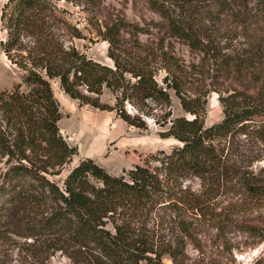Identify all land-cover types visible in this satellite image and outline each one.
<instances>
[{
  "label": "trees",
  "instance_id": "obj_1",
  "mask_svg": "<svg viewBox=\"0 0 264 264\" xmlns=\"http://www.w3.org/2000/svg\"><path fill=\"white\" fill-rule=\"evenodd\" d=\"M58 1L7 0L1 10L0 45L23 76L0 88V236L30 238L38 262L60 252L70 264H165V256L184 264L199 226L237 223L239 199L264 201V179L251 169L264 145V0H144L160 18L145 27L103 17L97 34L111 66L76 48L85 36ZM53 79L80 105L115 111L129 126L168 124L160 135L178 144L120 175L87 157L52 179L77 154L58 127ZM104 89L112 105L101 101ZM170 91L185 115L172 118ZM213 91L223 117L206 125ZM249 140L257 150L247 152ZM250 264H264V252Z\"/></svg>",
  "mask_w": 264,
  "mask_h": 264
},
{
  "label": "rangeland",
  "instance_id": "obj_2",
  "mask_svg": "<svg viewBox=\"0 0 264 264\" xmlns=\"http://www.w3.org/2000/svg\"><path fill=\"white\" fill-rule=\"evenodd\" d=\"M7 0H0V15L2 6ZM58 5L67 11V18L84 34V38H75L76 48L87 57L101 63L112 65L107 56V41L101 40L97 34L98 24L103 17L123 16L131 23L145 27L151 21L160 20L157 13L150 10L144 0H100L89 8H82L59 0ZM102 14V16L99 15ZM142 39L146 38L141 34ZM6 38V29L0 19V41ZM178 53L188 57L186 47L176 43ZM23 71L13 64L3 52L0 45V88L10 89L22 81ZM55 98L59 104L61 118L58 127L63 138L71 146L77 147V154L65 165L60 175L52 179L61 182L71 167L84 158H92L112 175H120L124 170L135 164H143L145 160L158 151L169 152L178 142L160 135L164 127L156 125L148 119L149 128L142 130L127 125L117 117L115 111L100 110L88 104L80 105L61 89L58 79L51 80ZM172 118L185 115L179 100L170 91ZM101 101L113 104L112 93L104 89ZM132 112L131 106H126ZM223 117V108L217 92H211L206 106L205 124L211 125ZM250 148L258 149L254 140H249ZM249 148V149H248ZM261 159L252 165L255 174L264 179V145L260 144L258 151ZM4 159L0 158V182L4 171ZM227 200H225L226 203ZM235 204V202L230 203ZM238 206L232 205L237 211L231 212L232 217H239V222H205L197 229L199 247L187 242L185 246L186 259L184 264H250L264 252V241L259 242L264 235V201L249 202L246 198L239 199ZM30 238L18 237L12 234L0 236V264H70L67 257L60 252L49 256L43 253L40 262L35 261L34 246H30ZM165 264H172L168 256L163 258Z\"/></svg>",
  "mask_w": 264,
  "mask_h": 264
}]
</instances>
